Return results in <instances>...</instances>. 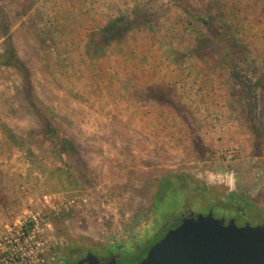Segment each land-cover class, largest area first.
I'll return each instance as SVG.
<instances>
[{"label": "rangeland", "instance_id": "obj_1", "mask_svg": "<svg viewBox=\"0 0 264 264\" xmlns=\"http://www.w3.org/2000/svg\"><path fill=\"white\" fill-rule=\"evenodd\" d=\"M169 175L189 188L153 204ZM203 188L264 200V0H0V234L41 212L48 264L136 254L169 213L212 210Z\"/></svg>", "mask_w": 264, "mask_h": 264}, {"label": "water", "instance_id": "obj_2", "mask_svg": "<svg viewBox=\"0 0 264 264\" xmlns=\"http://www.w3.org/2000/svg\"><path fill=\"white\" fill-rule=\"evenodd\" d=\"M186 213L139 264H264V222L238 226L233 219L225 223L215 218L212 211ZM109 250L106 259L88 251L76 264H116L119 253Z\"/></svg>", "mask_w": 264, "mask_h": 264}, {"label": "flooded vegetation", "instance_id": "obj_3", "mask_svg": "<svg viewBox=\"0 0 264 264\" xmlns=\"http://www.w3.org/2000/svg\"><path fill=\"white\" fill-rule=\"evenodd\" d=\"M184 177V178H183ZM180 177L179 179H175L174 177V181L172 180L173 183L176 184H180L181 186H183V190H187L189 188V183L185 182V178L189 177V176H184ZM170 190V189H169ZM212 193L207 192V190H205V188H203L200 191H196V193L201 196V200L203 202H205V199L207 200V198L205 197V194H212L214 199L213 201L210 202V205L212 206V211L213 209H215V207H217V209L221 210V212L224 211H231V215L229 216H218V217H214L215 218H219V219H223L225 221V223H227L229 220L233 219L234 222L238 225V226H242L245 225V215L247 214V212L253 211L256 213L255 216H259L261 218V223L264 222V200H260V202H258L257 200H254L252 198H248L245 199V201H243V205L240 204V201L237 199V196H231V197H227V196H223L222 193L216 189L211 190ZM167 193V191H166ZM180 194V193H178ZM180 198L182 195H177V198ZM210 200V199H208ZM187 211H191L188 208H182V210L178 213H169L165 220L162 221L157 229L150 235V236H146L148 235L149 232V228H145L146 226H148V224L144 227V228H138V230L135 232V235H133L131 241H134V237L135 236H146L145 241L143 243V245L139 246V252L138 253H142L141 258H139L136 262L133 261V258H135V256L138 255V253L134 254L131 253L129 255H123L121 248L119 250H117V252L119 253V257L116 258V264H139L147 255L149 248L154 245L157 241H159L166 233L168 230L177 227L178 225H180L182 219H184L186 217V212ZM194 213V212H193ZM209 213V212H208ZM207 213V214H208ZM206 214V215H207ZM213 214V213H212ZM198 214L194 213V216H196ZM205 215V214H203ZM223 215V213H222ZM158 215L156 214V211H152V217L154 222H157ZM244 220V222H242V224H239V220ZM130 241V242H131ZM132 241V242H133ZM129 243V242H128ZM131 246H133V243L130 244ZM91 251L93 254V250H88ZM87 251V252H88ZM86 252V253H87ZM98 252V251H96ZM86 255V254H85ZM96 255V254H95ZM84 256H82L81 258H83ZM101 258H108L109 257V253L106 254V256H100ZM80 258V259H81ZM79 260V259H78ZM78 260L75 261H70V260H66V262H64L65 264H76Z\"/></svg>", "mask_w": 264, "mask_h": 264}, {"label": "built area", "instance_id": "obj_4", "mask_svg": "<svg viewBox=\"0 0 264 264\" xmlns=\"http://www.w3.org/2000/svg\"><path fill=\"white\" fill-rule=\"evenodd\" d=\"M47 217L28 212L0 234V264H48Z\"/></svg>", "mask_w": 264, "mask_h": 264}, {"label": "trees", "instance_id": "obj_5", "mask_svg": "<svg viewBox=\"0 0 264 264\" xmlns=\"http://www.w3.org/2000/svg\"><path fill=\"white\" fill-rule=\"evenodd\" d=\"M132 13L133 14L130 17H128L126 20L129 21V19L131 18L136 19V21L130 24L131 26H136L137 23H140L143 21L144 22L149 21V15L151 12L147 11V9H144L143 7L141 8L137 7ZM199 18L210 30L212 29L210 28L211 26L209 24V21L206 18H202V17H199ZM124 21L125 19L123 17H118V18L110 19L107 22L106 26H104L102 30L100 31V34H99L100 40L95 49L96 53L103 51L106 45H108V43H110L111 41L117 40V39L120 40L125 37V33L128 32L127 31L128 28L126 25H123ZM214 37L217 38L219 36L215 35ZM5 58L6 60L3 62V64L5 65H11L15 62L18 63L17 58L19 59L13 47L11 46H9V50L7 51V54H5ZM174 177H175L174 175H169L165 177L160 184H157L156 188L151 193L153 204L158 202L159 197L162 194L163 195L166 194V191L164 190L166 189L169 190L170 188L175 186V183L172 182V180L174 181ZM179 178L180 177H177V179Z\"/></svg>", "mask_w": 264, "mask_h": 264}]
</instances>
